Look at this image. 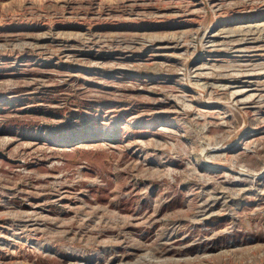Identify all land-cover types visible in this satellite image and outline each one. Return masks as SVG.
I'll list each match as a JSON object with an SVG mask.
<instances>
[{
  "label": "rangeland",
  "instance_id": "374dc122",
  "mask_svg": "<svg viewBox=\"0 0 264 264\" xmlns=\"http://www.w3.org/2000/svg\"><path fill=\"white\" fill-rule=\"evenodd\" d=\"M203 1L0 0V264H264V0Z\"/></svg>",
  "mask_w": 264,
  "mask_h": 264
},
{
  "label": "bare ground",
  "instance_id": "6f19581e",
  "mask_svg": "<svg viewBox=\"0 0 264 264\" xmlns=\"http://www.w3.org/2000/svg\"><path fill=\"white\" fill-rule=\"evenodd\" d=\"M203 3L205 4L206 7H208V4H209L208 1L205 0V1H203ZM209 7H210V5H209ZM209 7H208V9H209ZM208 9H207V10H208ZM205 10H206V8H205ZM213 11H214V10H213ZM195 14H196V13H195ZM218 14H219V13H218ZM207 15H208V14H207ZM204 16H205V15H204ZM200 17H201V16H200ZM204 27H205V26H204ZM208 36H209V35H208ZM206 40H207V39H206ZM201 45H202V44H201ZM209 45H210V44H209ZM202 47H203V46H202ZM202 49H203V48H202ZM187 75H188V74H187ZM223 89H224V88H223ZM229 142H230V141H229ZM224 147L227 148L225 145H224Z\"/></svg>",
  "mask_w": 264,
  "mask_h": 264
}]
</instances>
